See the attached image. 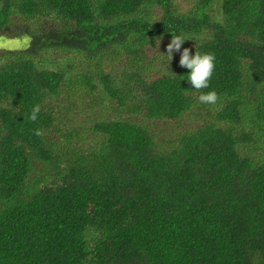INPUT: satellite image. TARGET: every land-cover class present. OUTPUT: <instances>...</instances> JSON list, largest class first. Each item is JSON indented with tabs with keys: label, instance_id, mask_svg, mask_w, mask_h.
<instances>
[{
	"label": "trees",
	"instance_id": "trees-1",
	"mask_svg": "<svg viewBox=\"0 0 264 264\" xmlns=\"http://www.w3.org/2000/svg\"><path fill=\"white\" fill-rule=\"evenodd\" d=\"M0 5V264H264V0Z\"/></svg>",
	"mask_w": 264,
	"mask_h": 264
},
{
	"label": "clouds",
	"instance_id": "clouds-1",
	"mask_svg": "<svg viewBox=\"0 0 264 264\" xmlns=\"http://www.w3.org/2000/svg\"><path fill=\"white\" fill-rule=\"evenodd\" d=\"M185 38L180 35H172L170 43L167 45V57L169 61L173 59V53H179V65L188 69L187 81L190 82L192 87L197 90L207 89L210 86V80L215 70V55L210 52H200L196 49L193 55L189 48H183ZM219 96L215 90L207 92H200L198 100L201 104L215 105ZM40 106L37 104L33 106L28 120L35 122L38 119ZM34 134L43 135L42 130L35 129Z\"/></svg>",
	"mask_w": 264,
	"mask_h": 264
},
{
	"label": "rangeland",
	"instance_id": "rangeland-1",
	"mask_svg": "<svg viewBox=\"0 0 264 264\" xmlns=\"http://www.w3.org/2000/svg\"><path fill=\"white\" fill-rule=\"evenodd\" d=\"M0 8H1V5H0ZM3 42V41H2ZM1 42V43H2ZM15 44H16V42H14V41H6V47L7 48H10V47H15V48H17L16 46H15ZM61 106H63L62 104H61ZM84 107H87L86 105H83V106H81V108H84ZM89 113L90 114H92V115H94V116H92V118H94V117H97V114H96V110H95V108L93 109V110H90V111H87V110H85V111H83L82 112V110H81V112H80V115H79V117H78V119L76 120V122H75V125L74 126H80V128H82V124H83V122L85 123V115H87L88 117L86 118L87 119V121H89L90 119H91V117H89ZM91 116V115H90ZM68 119H70V117H68Z\"/></svg>",
	"mask_w": 264,
	"mask_h": 264
}]
</instances>
